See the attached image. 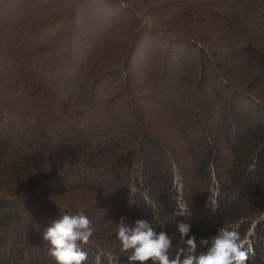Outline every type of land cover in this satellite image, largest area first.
Here are the masks:
<instances>
[{
    "label": "trees",
    "instance_id": "trees-1",
    "mask_svg": "<svg viewBox=\"0 0 264 264\" xmlns=\"http://www.w3.org/2000/svg\"><path fill=\"white\" fill-rule=\"evenodd\" d=\"M64 211L85 264H130L121 217L264 264V0H0V264H56Z\"/></svg>",
    "mask_w": 264,
    "mask_h": 264
},
{
    "label": "clouds",
    "instance_id": "clouds-1",
    "mask_svg": "<svg viewBox=\"0 0 264 264\" xmlns=\"http://www.w3.org/2000/svg\"><path fill=\"white\" fill-rule=\"evenodd\" d=\"M130 203L136 201L132 198ZM58 208L61 212L60 206ZM186 210L187 206L181 208L178 215L185 214ZM177 231L184 247L175 254L169 233L157 231L146 219L130 224L126 217H121L117 224V239L121 251L130 253L127 256L130 264H148L149 261L151 264H247L251 258L248 238L241 236L238 226L219 228L215 235L199 242L195 236H189V224L179 223ZM93 234L94 227L87 215L64 211L46 228L43 238L50 245L48 252L56 264H85L88 253L82 245H87ZM201 248L204 250H199Z\"/></svg>",
    "mask_w": 264,
    "mask_h": 264
},
{
    "label": "rangeland",
    "instance_id": "rangeland-1",
    "mask_svg": "<svg viewBox=\"0 0 264 264\" xmlns=\"http://www.w3.org/2000/svg\"><path fill=\"white\" fill-rule=\"evenodd\" d=\"M63 27H64V25H58L56 27L51 28L50 31L51 32H56V31H59V30L63 29ZM65 27H66V25H65Z\"/></svg>",
    "mask_w": 264,
    "mask_h": 264
}]
</instances>
